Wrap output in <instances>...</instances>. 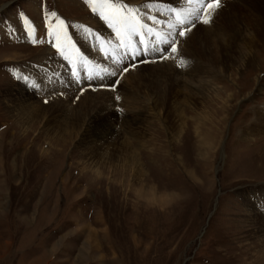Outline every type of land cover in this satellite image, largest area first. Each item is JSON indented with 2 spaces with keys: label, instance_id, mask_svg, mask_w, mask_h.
Masks as SVG:
<instances>
[{
  "label": "rangeland",
  "instance_id": "rangeland-1",
  "mask_svg": "<svg viewBox=\"0 0 264 264\" xmlns=\"http://www.w3.org/2000/svg\"><path fill=\"white\" fill-rule=\"evenodd\" d=\"M178 1L125 0L148 27ZM51 12L79 53L107 63H78L73 78L45 35L64 27ZM106 24L84 0H0V264H264V40L246 62L241 25L197 19L225 34L214 74L192 82L178 63L198 57L169 50L125 57L128 72L113 76L79 27L116 43ZM31 25L44 35L36 44ZM48 58L56 73L40 76ZM162 63L169 79L157 76Z\"/></svg>",
  "mask_w": 264,
  "mask_h": 264
},
{
  "label": "snow or ice",
  "instance_id": "snow-or-ice-1",
  "mask_svg": "<svg viewBox=\"0 0 264 264\" xmlns=\"http://www.w3.org/2000/svg\"><path fill=\"white\" fill-rule=\"evenodd\" d=\"M84 3L91 8L94 14H98L100 19L107 23L108 27L115 33L116 43H113L110 40L102 39L100 35L93 36L90 27L79 25L86 34L85 38L93 36L99 51L106 59L112 60L115 69L110 74L117 76L128 72L129 67L122 66V60L130 55L141 56L147 55L149 51H159L160 55L157 58L164 59L166 58L164 53L169 50L172 53H177L179 38L184 37L187 32L191 31L197 19L204 24L210 23L212 14L220 7L221 0H183L180 7H166L164 11L167 12V17L165 19L157 20V17L150 16L149 19L153 21L152 27L143 24L137 17L139 9L132 7L125 0H84ZM45 15L47 18L49 14L46 13ZM21 16L23 17V13H21ZM50 16L55 17L60 25H64L60 31L49 28L47 35L54 41L51 46L68 62L73 78H78L80 75L78 63L86 66L89 61L81 56L79 49H76L75 45L72 44L67 34V29L71 25H67L64 20L57 17L55 12H51ZM25 22L31 24L26 18ZM158 25L162 27H158ZM28 35L33 44L38 42L34 27L28 32ZM136 37L139 39H134ZM153 37L155 38V43L160 45V48L153 46L149 50L145 40L147 39L151 43ZM105 44L112 49L111 53L108 48H105ZM140 45L144 46L143 52L139 50ZM69 46L75 50L74 56L68 54L67 47ZM120 50H122V54H119V58H117ZM186 64V61H181L178 66H186ZM131 66L134 67V65ZM101 70L103 72L108 71L106 67ZM45 102L47 103V101Z\"/></svg>",
  "mask_w": 264,
  "mask_h": 264
},
{
  "label": "bare ground",
  "instance_id": "bare-ground-1",
  "mask_svg": "<svg viewBox=\"0 0 264 264\" xmlns=\"http://www.w3.org/2000/svg\"><path fill=\"white\" fill-rule=\"evenodd\" d=\"M149 1H151L149 6H155V7H151V8H156V6L158 5V2H159V0H145V2H149ZM160 1L162 3H164V4H171L169 2L170 0H160ZM178 3H180V6H181L182 1H180V2L178 1ZM145 6L146 5H143L142 8H144ZM92 22L95 25L94 28H97V30H101L104 34H106L107 31L105 30V26L103 24H101L99 22V20L96 21V20L92 19ZM96 22H98V23H96ZM210 22H218L219 25H220L219 26L220 29H218V30H222V31H224L225 29H228L229 31H231V29L237 28L238 24L241 25L242 26L241 27V31L243 30V32H245L247 34V35L243 36L244 49L247 51V54H245L246 52L244 54L241 53L240 56L241 57L243 56L242 58L244 60H246V62H250L251 59H252L251 56H252L253 52L256 50V48L258 47L260 42L262 40H264V0H221L220 7L212 14V18H211ZM91 25H92V23H91ZM33 27L36 30L37 38L39 40H42L44 38V35L39 33V30H40L39 28H37L34 25H31L29 27V31H31ZM193 28H195L194 30L198 29L200 32L198 33L197 31H195L194 33H191V34L188 33V34H190V38L188 39L189 43L187 42V43L183 44L185 46V49H184L185 51L184 52L177 51V53H172L171 52L170 54L168 53L166 55V56H169V57L170 56L171 57H173V56L175 57L176 56L179 60L182 59V58H184V59L186 58L187 61H188V59L191 56L198 57L199 61L197 60L198 62L196 64H194L193 62H190V63L186 64L187 72L185 71V74L187 75L189 80H192V77L196 73L197 74L198 73H202V75L207 73V72L209 74H214L213 71H212L213 70V64L216 63V59L218 60V58H216V55L217 54L219 55L221 53L219 51L214 52L215 45H218L219 47L222 46L223 45L222 41H224V40L221 39V36L222 37L225 36V34L222 32L221 35L219 34L220 37H218L216 35V30H214V29L213 30H209V26L201 25V27H197V28L193 27ZM199 28H201V29H199ZM218 33H221V32H218ZM27 34H28V32H27ZM188 34H187V36H188ZM45 35L48 38L47 34H45ZM79 36L80 35L77 34L75 36V40L80 41L79 38L81 36L80 37ZM187 36H186V38H187ZM88 39L90 40L89 42H91V44H93L95 46V42H94L93 39L90 38V36H88ZM134 39L138 40L139 38L136 37ZM230 40H231V38H230ZM229 42H227V43L229 44ZM67 49H68L67 50L68 54L74 56V54H72V52L69 51V50L72 51V49L69 48V47ZM150 49H151V47H150ZM139 50L141 52H143V45H140V49ZM152 54L159 55L158 52H156V51L152 52ZM80 55L83 56L84 58H86L89 61L88 64H92V63L98 61L96 58L90 56L89 50L88 51H86V50L82 51V48H81ZM118 56L119 55H117V57ZM134 57L136 58V57H139V56H134ZM140 58H143L142 55H141ZM50 62L51 61H50L49 58L44 60L43 64L46 65V67L45 68L44 67L43 68L40 67L39 73L37 72L38 74H40V76H42V75L45 76V74H49V73H56V70H55L56 65L52 66V65H50L51 64ZM98 62H101L102 64H106L107 63V61H101V60H99ZM67 63L63 59V57H61V62L59 64L67 65ZM156 65H157V69H158V72H159V74L157 76L160 77V78L169 79L168 76H167L168 75L167 70H169L168 67L170 66V64L169 63L168 64L167 63L166 64L162 63V64H156ZM82 66L85 69L86 66H84V65H82ZM138 68L140 70H142V68H147V66L141 65V67H138ZM87 69H88V67L86 68V70ZM78 70H79V73L82 72L80 69H78ZM154 74H155L154 76H156V72ZM30 78H29L30 81L33 82L32 84H35L36 86L39 85L40 79L37 76L35 77L33 75H30ZM104 81H106L105 83H108V84L111 83L110 77H107L106 75H105ZM193 81L194 80H192V82ZM155 89H157V88L155 87ZM79 98H80L79 100H80L81 104H83L84 102H86V104H90L92 102L93 95L92 96L89 95L88 97L84 96V98H82V97H79ZM164 101H166V100H164ZM13 105L15 106L16 112H17L18 115H21V114L24 115V112H27V110L25 109L24 106L17 105V104H13ZM14 106H13V108H14ZM17 106H19L20 108H18ZM84 106H85V104H84ZM256 119L259 120L260 118L257 117ZM258 126H260L259 123H258ZM138 167H139V165H138ZM90 237H92L91 233H90Z\"/></svg>",
  "mask_w": 264,
  "mask_h": 264
}]
</instances>
